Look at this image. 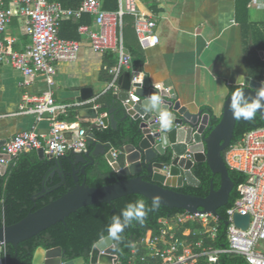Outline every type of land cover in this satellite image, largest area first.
I'll return each instance as SVG.
<instances>
[{
	"label": "built area",
	"instance_id": "obj_1",
	"mask_svg": "<svg viewBox=\"0 0 264 264\" xmlns=\"http://www.w3.org/2000/svg\"><path fill=\"white\" fill-rule=\"evenodd\" d=\"M252 5L264 6V0H254ZM85 14L94 16V25L79 26V33L89 41L91 49L97 54L115 53L118 56L117 64L108 68L112 77L109 91L118 95L122 91L120 77L130 72L131 90L124 104L140 103L136 86L142 83L144 73L133 66L132 56L124 45L122 34L118 36L117 29H122L125 16H133L135 32L144 51L157 47L160 36L156 31V19L140 13L135 0H119V9L114 12L104 10L101 0H82L75 9L65 8L60 0H0V64L11 65L22 72L26 77L25 85H29L36 76L53 84L57 65L61 62H75L82 49L81 42L60 37L61 26L68 20H79ZM15 15L24 20L25 32L31 40V46L23 52L16 51L15 40L6 36ZM85 104L87 102L76 105ZM94 108L97 109V106ZM21 109L23 114L37 115L39 120L48 115L51 121L50 132L42 138L32 131L15 135L1 153L9 156V159H0V164L9 166L20 155L40 149H44L54 159L88 152V132L78 124L56 119L58 111H65L67 106L58 105L52 91L33 98L26 97ZM97 125L100 129L105 128L101 119ZM74 132V139L67 137V133ZM111 153L115 162L122 154L118 150H112ZM224 154L228 170L245 176V182L238 187V199L227 210L228 248L216 250L204 247L206 238L213 240L216 236L219 221L217 215L184 211L174 217L161 219L158 236L144 238L134 245L135 248L143 246L147 251L141 257L142 263L198 264L201 259H205L207 264H215L222 254H228L244 257L249 264H264V127L246 133ZM236 214L250 216L247 229L236 226ZM187 225L188 228L184 229ZM180 229H184L183 237L178 236ZM3 246L0 245V264H4ZM132 258L133 262L137 260L136 249L133 250Z\"/></svg>",
	"mask_w": 264,
	"mask_h": 264
},
{
	"label": "crops",
	"instance_id": "obj_2",
	"mask_svg": "<svg viewBox=\"0 0 264 264\" xmlns=\"http://www.w3.org/2000/svg\"><path fill=\"white\" fill-rule=\"evenodd\" d=\"M253 1L248 6V22L242 23L237 18V0H135L140 13L156 19L160 44L144 51L133 26L128 27L125 35L124 26L122 29L119 27L117 32L118 36L122 34L129 50L137 49L144 53L145 63L140 68L152 84L153 81L160 82L163 89L174 92L176 101L189 112L209 115L206 110H211L215 117L221 119L230 87L242 84L243 81L238 79L241 75L244 79L250 77L248 61L254 53L257 52L264 62V50L258 49V44L252 38L253 32L264 34V6H253ZM60 2L65 8L75 9L82 0ZM101 3L104 10L114 12L111 0H105V3L101 0ZM81 25L93 26L94 16L85 14L79 20L71 19L62 24L60 37L81 42L82 49L75 62H61L57 65V73L51 85L41 76L32 78L31 83L25 85L26 77L22 72L11 65L0 64V154L6 143L19 133L32 131L41 138L48 136L50 117L46 115L39 120L37 115L23 114L21 107L26 97L41 96L49 91L53 92L58 105L67 106L65 111H58L56 119L78 124L81 129L89 132L88 137L93 135L95 141L97 139L92 130L98 127L101 118L108 117L109 126H117L118 106L111 103L108 113H101L100 108L107 105H96V101L109 91L111 75L108 68L117 64L118 56L115 53H95L89 41L79 33ZM6 36L15 40L16 51L23 52L31 46L24 20L17 15ZM86 89L91 91L92 96L83 101L80 98ZM80 102L87 104L77 106ZM91 105L97 111V118H93ZM67 137L74 139L76 132L67 133ZM131 145H126L121 152L122 162L117 161L121 168L128 166L126 158L133 151ZM103 146H92L89 149L95 159H106L102 155L104 148L107 151L114 150L106 144ZM55 172L52 175L58 174Z\"/></svg>",
	"mask_w": 264,
	"mask_h": 264
},
{
	"label": "water",
	"instance_id": "obj_3",
	"mask_svg": "<svg viewBox=\"0 0 264 264\" xmlns=\"http://www.w3.org/2000/svg\"><path fill=\"white\" fill-rule=\"evenodd\" d=\"M264 59V56H263ZM140 72L143 69L140 68ZM132 75L125 72L119 79L121 92L115 98L123 104L129 99ZM261 83L250 77L244 79L241 88L245 97H254ZM136 94L141 101L138 104H124L127 116L141 120L142 140L135 146L130 156H127V167L121 168L115 162L111 151L104 148L102 153L107 161L112 164L121 181L101 188L88 187L86 182L80 184V176L87 175V168L96 163L91 150L82 155H77L73 164V178L75 186L59 199L45 207L30 213L20 222L0 228V245H14L30 240L31 238L48 230L52 226L65 222L71 214L78 210L102 203H112L128 195L139 194L150 201L159 198V204L171 209L183 210L190 213H204L218 216V211L229 204L233 183L229 170L224 160L225 151L233 144L234 131L237 119L229 110L230 96L226 100L224 112L219 124L206 136L210 124V115L199 112L193 114L181 107L176 101L174 92L166 89L155 90L147 75H143L142 83L137 84ZM162 97V108L170 111L174 117L171 129L164 132L159 127L158 110H146V101L154 92ZM92 94L89 89L82 92L81 100L87 101ZM90 111L93 118H97V111L91 105ZM264 119V109L258 110ZM105 127L109 126V118H101ZM113 126V128H115ZM89 134V132H88ZM97 142L99 144L97 145ZM104 147L103 143L89 137V146ZM109 146V145H108ZM41 160L52 159L44 149L37 150ZM68 156V155H67ZM9 159V156L0 154V159ZM208 164L214 176L219 175L221 186L218 190L212 181L207 197H197L177 192L176 188L184 185L198 187L200 181L193 173L196 163ZM80 164L81 166L77 167ZM7 166L0 164V175L6 173ZM63 178L64 173L59 166L56 172ZM54 173V174H55ZM46 190H43L45 192ZM234 222L237 227L247 229L250 216L236 214ZM228 225V222L226 223ZM84 259L64 261L62 248L45 250L39 248L34 256L33 264H84ZM120 259L116 253L114 240L106 237L94 247L90 256V264H119Z\"/></svg>",
	"mask_w": 264,
	"mask_h": 264
},
{
	"label": "trees",
	"instance_id": "obj_4",
	"mask_svg": "<svg viewBox=\"0 0 264 264\" xmlns=\"http://www.w3.org/2000/svg\"><path fill=\"white\" fill-rule=\"evenodd\" d=\"M251 1L237 0V18L242 23L248 22V6ZM111 2L114 5V11H117L118 0H111ZM134 24L133 17L125 16L123 18L124 35L128 27L132 28L133 26L135 32ZM252 38L254 43L258 44L257 48L264 50V34L258 35L253 32ZM126 49L132 56L133 66L143 67L145 63L144 53L137 49L129 50L127 47ZM248 67L251 78L259 82L264 79V62L258 57L257 52L248 61ZM109 79L111 81L112 77L110 76ZM241 88L243 87L231 86L230 95L236 89ZM111 103L119 108L117 126L115 128L109 126L105 129H93L96 139L121 152L128 144L137 146L143 137L141 120L127 116L124 104L115 98V94L111 90L108 91L106 96L96 101V105H107L105 108H100L101 113H108V106ZM206 111L210 115V124L206 131V136H208L219 124L220 118L215 117L211 110ZM261 127H264V119L258 112L251 120H237L233 143L242 139L246 133ZM89 149H92V145L89 146ZM75 158L76 155L70 154L61 159L41 160L37 151H31L14 159L8 166L6 173L0 175V228L20 222L30 213L45 207L69 192L75 186L72 175ZM122 159L123 156L120 155L118 162H122ZM59 166L65 178L59 174L52 175ZM79 166L81 165L78 164L77 167ZM193 173L200 181V185L198 187L184 185L182 188H176L177 192L197 197H207L212 181L216 190L220 188V176H214L207 163H196L193 167ZM229 173L235 186L229 204L218 211L219 221L216 236L213 240L206 238L204 241L205 248L212 247L216 250H222L227 249L229 246L227 240L228 226L226 224L228 221L227 210L238 199V187L245 182V176L242 174L234 171H229ZM121 180L122 178L119 177L104 157L96 159V163L87 168L86 176H80V184L86 182L87 186L91 188H101ZM43 190L46 191L43 192ZM138 200H143L145 203L146 216L144 222L141 224L133 220L119 234L120 239L113 240L117 256L120 259L119 264H145L141 262V257L146 254V249L140 245L135 248L134 245L144 238L158 236L161 231V224L159 223L161 219L174 217L184 211L171 209L160 204L158 207H153L152 201L139 194L128 195L110 204L102 203L82 208L66 218L65 222L52 226L41 234L19 244L18 247L11 244L4 245L2 253L4 264H33L34 256L39 248L50 250L58 247L62 248L64 252V261L68 262L82 258L84 264H90L93 247L100 240L110 237L108 226L111 224L112 217L119 216L128 204H134ZM186 228H188V225L184 229ZM184 229L178 231L179 237H183ZM134 249L137 251V260L133 262ZM198 264L207 263L205 259H201ZM215 264L249 263L244 257L222 254Z\"/></svg>",
	"mask_w": 264,
	"mask_h": 264
},
{
	"label": "clouds",
	"instance_id": "obj_5",
	"mask_svg": "<svg viewBox=\"0 0 264 264\" xmlns=\"http://www.w3.org/2000/svg\"><path fill=\"white\" fill-rule=\"evenodd\" d=\"M239 81H244V76L238 77ZM152 87L155 90L163 88V84L153 81ZM162 97L158 92L150 94L146 101V110H158L159 127L168 132L173 124L174 117L172 113L162 108ZM223 107V105H221ZM229 110L233 113L235 119L251 120L255 117L258 110L264 109V83H261L260 88L255 92L254 97H245L242 89H236L230 96ZM153 207L159 206V198L154 197L152 201ZM146 216L145 203L143 200H138L134 204H128L119 216H113L111 224L108 226V232L112 239L119 240L120 233L133 220L139 223L144 222Z\"/></svg>",
	"mask_w": 264,
	"mask_h": 264
}]
</instances>
